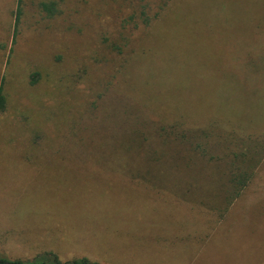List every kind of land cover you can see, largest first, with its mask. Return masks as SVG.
I'll return each instance as SVG.
<instances>
[{
    "label": "rangeland",
    "instance_id": "rangeland-1",
    "mask_svg": "<svg viewBox=\"0 0 264 264\" xmlns=\"http://www.w3.org/2000/svg\"><path fill=\"white\" fill-rule=\"evenodd\" d=\"M21 6L16 29L0 0V251L264 264V0ZM171 125L191 143L164 149Z\"/></svg>",
    "mask_w": 264,
    "mask_h": 264
},
{
    "label": "trees",
    "instance_id": "trees-1",
    "mask_svg": "<svg viewBox=\"0 0 264 264\" xmlns=\"http://www.w3.org/2000/svg\"><path fill=\"white\" fill-rule=\"evenodd\" d=\"M22 0H18V7H17V11H16V29L17 26L20 22L21 16H22V6H21ZM52 4L47 5L44 4L43 8L44 10L48 11V12H52ZM4 82L2 81L1 85H0V115L6 110L7 107V97L5 95L4 92ZM151 125V124H149ZM152 127H156L155 125H151ZM158 127V126H157ZM172 131H168L165 128H157L158 130H156L155 128V132H159V136L163 138V145L165 146L164 149L166 147H171L173 143H175V141H179L180 144L182 143H191L190 142V138H188L187 140H185L187 137H189V135H191V132H188L189 135L185 134V132H183V134H178L177 132H175L174 130L177 129V127L174 126H170ZM202 134L205 133L206 131L201 130ZM165 135H164V133ZM198 136H202L201 134H198ZM186 141V142H185ZM123 146V148H127V149H131V150H135L134 148L136 147V144H134L133 142H130L129 144H127L125 138H122L120 140V142ZM120 146V145H119ZM144 146H139L136 148L135 151L142 152L141 150H143ZM203 147L201 145H198L196 148L191 149V152L193 151L195 154L197 153L198 150L202 149ZM170 152L172 154H174V150L171 149ZM164 154V152H162V155ZM153 155V154H152ZM151 156V155H150ZM150 156H147V162L148 164L151 160ZM162 157V156H161ZM179 158V157H178ZM161 159V158H160ZM187 159L192 160V156L188 157ZM252 178V174L249 171H244L243 173H240L238 176L233 177L232 179V183H234V187L233 190H235V196L238 198L242 191L248 186L249 181ZM0 264H91L86 258H81V259H75L72 261H67V262H63L56 254L54 253H46L45 254V258L44 259H35V260H15V259H11L8 256H6L5 254H3L0 251Z\"/></svg>",
    "mask_w": 264,
    "mask_h": 264
}]
</instances>
